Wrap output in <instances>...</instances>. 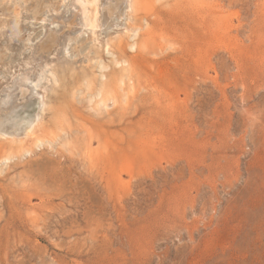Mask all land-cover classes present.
<instances>
[{"label": "rangeland", "instance_id": "374dc122", "mask_svg": "<svg viewBox=\"0 0 264 264\" xmlns=\"http://www.w3.org/2000/svg\"><path fill=\"white\" fill-rule=\"evenodd\" d=\"M72 1L0 0V264H264V0Z\"/></svg>", "mask_w": 264, "mask_h": 264}, {"label": "bare ground", "instance_id": "6f19581e", "mask_svg": "<svg viewBox=\"0 0 264 264\" xmlns=\"http://www.w3.org/2000/svg\"><path fill=\"white\" fill-rule=\"evenodd\" d=\"M60 1H61V0H60ZM73 1L76 2V0H73ZM73 1H72V2H73ZM77 1H79V0H77ZM88 1H89V0H88ZM62 2H63V0H62ZM90 2H91V1H90ZM90 2H89V4H90ZM95 2H96V1H95ZM68 3H69V2H68ZM76 3H78V2H76ZM98 3H99V2H98ZM129 3H130V1H129ZM131 3H133V2L131 1ZM64 4H65V2H64ZM64 4H63V5H64ZM79 4H80V2H79ZM89 4H88V5H89ZM91 4H92V3H91ZM91 4H90V5H91ZM99 4H100V3H99ZM63 5H62V7H63ZM72 5H73V4H72ZM90 5H89V6H90ZM131 5L133 6V4H131ZM59 6H60V5H59ZM59 6H58V8H59ZM81 6H82V5H81ZM116 6H117V5H116ZM132 6H131V7H132ZM134 6H135V5H134ZM54 7L56 8V5H55V6H52L51 8H54ZM64 7H65V6H64ZM67 7H68V5H67ZM110 7H114L113 4H112ZM55 8H54V9H55ZM58 8H57V9H58ZM81 8H82V7H81ZM84 8H85V7H84ZM91 9H92V8H91ZM97 9L99 10V8H97ZM55 10H56V9H55ZM82 10H83V8H82ZM50 11H52V10H50ZM88 11H89V10H88ZM95 11H96V10H95ZM47 12H48V11H47ZM55 12H56V11H55ZM55 12H54V14L57 15L58 13H55ZM60 12H61V11H60ZM64 12H65V11H64ZM84 12H85V11H84ZM96 12H97V11H96ZM96 12H95V13H96ZM50 13H51V12H50ZM90 14H91V13H90ZM58 15H59V14H58ZM65 15H66V14H65ZM18 16H19V15H18ZM23 16H24V15H23ZM93 16H94V15H93ZM96 16H97V15H96ZM99 16H100V15H99ZM27 17H28V16H27ZM60 17H61V16H60ZM91 17H92V16H91ZM53 18H54V17H53ZM97 18H98V16H97ZM34 19H35V18H34ZM39 19H40V18H39ZM46 19H49V17L46 18ZM46 19H45V20H46ZM50 19H51V18H50ZM54 20H55V19H54ZM91 20H92V19H91ZM25 21H26V20H25ZM50 21H51V20H50ZM86 21H87V19H86ZM71 22H72V21H71ZM24 23H26V22H24ZM92 24H93V23H92ZM97 24H98V23H97ZM17 25H18V24H17ZM74 25H75V24H74ZM84 25H85V24H84ZM46 26H47V25H46ZM88 26H89V25H88ZM52 27H53V26H52ZM69 27H70V25H69ZM86 28H87V27H86ZM94 28H96V27H94ZM97 28H98V27H97ZM135 28H136V27H135ZM137 28H138V27H137ZM97 30H98V29H97ZM128 30H129V28H128ZM17 31H18V30H17ZM17 31L15 30V32H17ZM132 32H133V31H132ZM54 33H55V32H54ZM94 33L97 34L96 32H94ZM96 36H97V35H96ZM46 37H47V35H46ZM57 37H58V36H57ZM94 37H95V36H94ZM97 37H98V36H97ZM91 39H92V38H91ZM91 39H90V40H91ZM98 39H99V38H98ZM105 39H106V38H105ZM107 39H108V37H107ZM94 40H95V39H94ZM52 41H53V36L51 37V35H50V36H49L48 38H46V40L43 42V48H45V47H49L50 44H52ZM58 41H59V40H58ZM116 41H117V40H116ZM118 41H119V40H118ZM120 41H121V40H120ZM92 42H93V41H92ZM58 43H59V42H58ZM98 43H99V42H98ZM101 43H102V42H101ZM113 43H114V42H113ZM117 43H118V42H117ZM120 43H121V42H120ZM31 44H32V43H31ZM108 44H109V43H108ZM25 45H26V44H25ZM25 45H24V46H25ZM56 45H57V44H56ZM103 45H104V44H103ZM130 45H131V44H130ZM28 46H29V45H28ZM39 46H40V45H39ZM41 46H42V45H41ZM41 46H40V47H41ZM98 46H99V45H98ZM98 46H96V47H98ZM106 46H107V45H106ZM53 47H54V46H53ZM99 47H101V46H99ZM130 47H131V46H130ZM133 47H134V46H133ZM25 49H26V48H25ZM36 49H37V48H36ZM110 49H111V47H110ZM110 49H109V50H110ZM29 51H30V50H29ZM24 52H25V51H24ZM98 52H99V51H98ZM100 52H101V51H100ZM100 52H99V53H100ZM108 52H109V51H108ZM28 53H29V52H28ZM94 53H95V52H94ZM113 53H114V52H113ZM54 54H55V53H54ZM19 55H20V54H19ZM95 56H96V54H95ZM112 56H113V55H112ZM17 57H18V56H16V58H17ZM21 57H22V56H21ZM36 57H37V56H36ZM36 57H35V58H36ZM39 60H40V59H39ZM92 60H93V59H92ZM96 61H97V60H96ZM37 62H38V61H37ZM97 62H98V61H97ZM110 62H111V61H110ZM31 63H32V62H31ZM43 63H44V62H43ZM47 63H48V62H47ZM121 63H122V62H121ZM45 64H46V63H45ZM111 64H112V63H111ZM113 64H114V63H113ZM115 64H117V63H115ZM115 64H114V65H115ZM17 65H18V64H17ZM21 65H24V63L21 64ZM97 65H98V64H97ZM104 65H105V64H104ZM106 65H107V64H106ZM25 66H26V63H25ZM45 66H47V65H45ZM48 66H51V65H48ZM94 66H95V65H94ZM94 66H93V67H94ZM34 67H35V66H34ZM96 67L99 68L100 66H99V67L96 66ZM102 67H104V66H102ZM111 67H112V66H111ZM41 68H42V66H41ZM15 69H16V67H15ZM17 69H18V68H17ZM99 69H100V68H99ZM103 69H104V68H103ZM112 69H113V68H112ZM25 70H26V69H25ZM103 71H104V70H103ZM103 71H102V72H103ZM119 72H120V71H119ZM119 72H118V73H119ZM54 73H55V70H54ZM41 74H43V73H41ZM55 74H56V73H55ZM102 74H103V73H102ZM38 75H39V74H38ZM44 75H45V74H44ZM52 76L54 77L53 74H52ZM121 76H122V75H121ZM101 77H103V76H101ZM118 77H119V76H118ZM13 78H14V77H13ZM25 78H26V77H25ZM25 78H24V80H25ZM121 78H122V77H121ZM33 79H34V78H33ZM35 79H36V78H35ZM35 79H34V80H35ZM53 79H55V78H53ZM56 79H57V78H56ZM83 79H84V77H83ZM118 79H119V78H118ZM77 80H78V79H77ZM81 80H82V79H81ZM88 80H89V79H88ZM108 80H109V79H107L106 82H107ZM45 81H46V80H45ZM101 81L103 82V81H105V80H102V79H101ZM120 81H121V80H120ZM43 82H44V81H43ZM102 82H100V83H102ZM118 82H119V81H118ZM121 82H122V81H121ZM48 83H49V80H48ZM88 83H89V82H88ZM103 83L105 84V82H103ZM119 83H120V82H119ZM30 84H31V83H30ZM46 84H47V83H46ZM31 85H32V84H31ZM43 86H44V85H43ZM48 86H49V85H48ZM105 86H106V85H105ZM90 87H91V86H90ZM33 88H35V87H33ZM105 88H106V87H105ZM37 89H38V88H37ZM26 90H27V89H26ZM42 90H43V89H42ZM103 90H104V88H103ZM105 90H106V89H105ZM113 90H114V89H113ZM35 91H36V90H35ZM98 91H99V90H98ZM100 91H101V90H100ZM100 91H99V92H100ZM109 91H110V90H109ZM103 92H104V91H103ZM110 92H112V91H110ZM24 93H25V91H24ZM25 94H26V93H25ZM103 94H104V93H103ZM105 94L107 95V93H105ZM105 94H104V95H105ZM40 95H42V94H40ZM108 95H109V94H108ZM16 96H17V95H16ZM22 96H23V95H22ZM30 97H31V96H30ZM103 97H104V96H103ZM105 97H106V96H105ZM23 99H24V98H23ZM31 99H32V98H31ZM90 99H91V98H90ZM100 99H101V98H100ZM91 100H92V99H91ZM15 101H16V100H15ZM40 101H41V100H40ZM46 101H47V100H46ZM99 101H100V100H99ZM11 102H12V101H11ZM11 102H10V103H11ZM21 102H22V100H21ZM25 102H26V101H25ZM25 102H24V103H25ZM101 102H102V101H101ZM105 102H107V101H105ZM10 103H9V104H10ZM19 103H20V102H19ZM97 103H98V102H97ZM42 104H43V103H42ZM103 105H104V104H103ZM106 105H107V104H106ZM46 108H47V107H46ZM8 111H9V110H8ZM36 112H37V111H36ZM36 114H37V113H36ZM41 118H43V117H41ZM41 118H40V119H41ZM41 121H42V120H41ZM35 123H36V122H35ZM35 123H33V124H35ZM37 124H38V123H37ZM32 127H33V126H32ZM44 128H45V127H44ZM29 129H30V128H29ZM29 129H28V130H29ZM26 134H29V133H26ZM3 135H4V134H3ZM46 135H48V134H46ZM31 136H32V135L30 134V137H31ZM1 137H2V136H1ZM5 137H7V136H5ZM8 137H9V136H8ZM21 137H22V136H21ZM23 138H24V137H23ZM3 139H4V137H3ZM21 139H22V138H21ZM41 139H42V138H41ZM4 140H6V139H4ZM15 140H16V139H15ZM48 140H49V139H48ZM6 141H7V140H6ZM11 141H12V140H11ZM16 141H17V140H16ZM21 141H22V140H21ZM49 141H50V140H49ZM43 142L46 143V141H42V143H43ZM20 143H21V142H20ZM11 144H12V143H11ZM11 144H10V145H11ZM18 144H19V142H18ZM15 145H16V144H15ZM19 146H20V145H19ZM21 147H22V146H21ZM21 147H20V148H21ZM35 147H37V146H35ZM38 148H39V147H38ZM16 150H17V149H16ZM15 152H16V151H15ZM17 152H18V151H17ZM23 152H24V151H23ZM21 153H22V152H21ZM18 155H19V154H18ZM5 157H6V156H5ZM12 160H13V159H12ZM11 166H12V164H11Z\"/></svg>", "mask_w": 264, "mask_h": 264}]
</instances>
